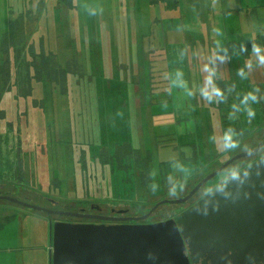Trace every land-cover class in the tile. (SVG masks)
I'll use <instances>...</instances> for the list:
<instances>
[{
  "label": "rangeland",
  "instance_id": "rangeland-1",
  "mask_svg": "<svg viewBox=\"0 0 264 264\" xmlns=\"http://www.w3.org/2000/svg\"><path fill=\"white\" fill-rule=\"evenodd\" d=\"M251 1L178 0L168 9L157 0H0V196L140 217L251 149L264 135V101L253 94L264 90V9ZM37 64L46 83H35ZM234 84L252 102L240 124L236 95L223 97ZM181 208L163 205L148 222ZM50 222L0 200V264L44 253Z\"/></svg>",
  "mask_w": 264,
  "mask_h": 264
},
{
  "label": "water",
  "instance_id": "water-1",
  "mask_svg": "<svg viewBox=\"0 0 264 264\" xmlns=\"http://www.w3.org/2000/svg\"><path fill=\"white\" fill-rule=\"evenodd\" d=\"M236 155L202 181L184 198L157 203L139 218L118 219L83 212L49 210L10 196L0 200L42 212L48 216L92 219L111 224L50 223V264H197L208 254L213 264H261L264 255V159L235 174L175 218L151 224L138 222L164 204H182L198 188L232 162L256 153ZM149 253L156 259L149 260Z\"/></svg>",
  "mask_w": 264,
  "mask_h": 264
},
{
  "label": "flooded vegetation",
  "instance_id": "flooded-vegetation-1",
  "mask_svg": "<svg viewBox=\"0 0 264 264\" xmlns=\"http://www.w3.org/2000/svg\"><path fill=\"white\" fill-rule=\"evenodd\" d=\"M229 54V53H228ZM232 54V53H231ZM234 55H236V54H234ZM241 55L243 56V57H247V55L244 53V54H242L241 53ZM261 55H262V53H261ZM250 84V83H249ZM264 85V84H263ZM251 86H253V85H251L250 84V88H251ZM232 88H233V86L231 87V89H229L228 90V92L227 93H225V94H223L224 96L223 97H226L227 98V100L228 99H231V96H232V94H235L234 93V91L232 90ZM246 89V88H245ZM248 91H249V88L247 89ZM258 90V91H257ZM253 92V91H252ZM207 93V92H206ZM258 93V94H257ZM253 94L256 96V97H260V98H262V100L264 101V90L262 89V86L261 87H258L257 89H256V93H254L253 92ZM236 95V97L234 98V100H232V102H233V106H234V103L235 102H237L238 104H239V107H238V109H239V111H238V113H241L242 111H241V106H242V102L244 101V99H242V97H241V93H240V95H238L237 93L235 94ZM237 98V99H236ZM242 107H244V106H242ZM261 113H263V110H262V112ZM261 115V114H260ZM234 119H237L236 118V116L234 117ZM233 119V117L232 116H230L229 118H228V120L231 122L232 120H234ZM263 142V144H262V146H261V148L256 152V153H254V154H252V155H250V156H247V157H243V158H240V159H238V160H236V161H234V162H232L231 164H229L225 169H223L219 174H217L216 176H214L212 179H210L208 182H206V183H204L203 185H201L199 188H198V190L193 194V196L189 199V200H187L185 203H182V204H176V205H182V208L181 209H179L178 211H176L175 212V214H173V216L172 217H169V218H166V219H162V220H159V221H155V222H148V219L151 217V215L153 214V212L151 213V215L147 218V219H145V220H143V221H138V222H129V221H123V222H117L116 224H151V223H156V222H161V221H165V220H168V219H173V218H175V216H177L178 214H180L181 212H183V211H185L187 208H189L190 206H192L193 204H195L197 201H199L201 198H203V197H205L206 195H208V194H210L211 192H213L217 187H219L220 185H222L224 182H226L227 180H229V179H231L235 174H237V173H239L242 169H244L245 167H247V166H249L250 164H252V163H254V162H256V161H259L260 159H264V135L262 136V137H260V139L258 140V142L251 148V149H249L247 152H249V151H252V150H254V149H256L261 143ZM246 153V152H245ZM246 159H250V161L249 162H247L244 166H242L240 169H237V170H235L232 174L231 173H229V175L228 176H225V174H224V172H225V170L226 169H228L230 166H232L234 163H236V162H239L240 160H246ZM228 160H229V158H228ZM227 160V161H228ZM215 171V170H214ZM213 171V172H214ZM212 172V173H213ZM224 175V176H223ZM218 178V182L216 183V184H212V186H211V184L210 185H208L209 183H212L214 180H216ZM202 181V180H201ZM200 181V182H201ZM199 182V183H200ZM207 186H210L207 190H206V187ZM193 189V188H192ZM192 189L190 190V191H188L185 195H183L180 199H182V198H184V197H186L191 191H192ZM164 205H167L168 206V204H164ZM172 205H175V204H172ZM161 206H163V205H161ZM161 206H158L157 207V209H159V207H161ZM156 211V210H155ZM83 213H85V214H89V215H97V216H106V217H113V218H118V219H127V218H139V216L138 217H134V216H132L131 214H129V212H128V209H124V210H122V209H118V208H116V209H114V208H112L111 209V211H110V213L111 214H108V215H106V214H103V209L102 208H100L99 206H97V205H91L90 206V209L88 208L87 210H85V211H83ZM145 214H147V212L145 213ZM144 214V215H145ZM144 215H142V216H144ZM142 216H140V217H142ZM55 218H58V217H61V218H63V217H65V219L66 220H64V221H60V222H69V223H94V224H111L110 222H99L98 220H92V219H73V218H71V217H66V216H54ZM53 217V218H54ZM68 219V220H67ZM53 222H57V221H53ZM260 262H261V264H264V255H263V257L261 258V260H260ZM197 264H213L212 263V261H211V258H210V256L208 255V254H206L205 255V257L204 258H202ZM218 264H228L227 263V260L225 259V258H222V259H220V263H218ZM250 264H255V262H252V263H250Z\"/></svg>",
  "mask_w": 264,
  "mask_h": 264
},
{
  "label": "trees",
  "instance_id": "trees-1",
  "mask_svg": "<svg viewBox=\"0 0 264 264\" xmlns=\"http://www.w3.org/2000/svg\"><path fill=\"white\" fill-rule=\"evenodd\" d=\"M157 1H159L160 3H162V4H164L168 9H175L176 7H177V5H178V0H157ZM23 27V26H22ZM22 27H19V25H17V33L20 31V29L19 28H22ZM261 45V48H260V51H262V49H264L262 46H263V44H260ZM252 46H253V43L252 42H249L247 45H246V49L244 50V52H247L248 54H249V52H248V50L250 51V50H252ZM12 47H14V48H16L17 49V47H18V44H17V42L15 43V46H12ZM13 48V49H14ZM15 49V50H16ZM7 53H8V51H7ZM235 53H237L238 54V52H235ZM242 53V52H241ZM240 53V54H241ZM10 55L11 54H9L8 53V56L10 57ZM238 56V55H237ZM15 58H16V56H13V58L12 59H10V58H8V64H11L13 61H17V60H15ZM17 65V64H16ZM34 66V68H35V76H39V75H41L42 76V80H41V82L40 81H38V82H35V83H37V84H40V83H46V82H44V76L42 75L43 73V71L42 70H40V66H41V64H37L36 65V67H35V65H33ZM39 66V67H38ZM149 66H151V65H149ZM36 68H39V69H36ZM244 71V69L243 70H241L240 72L241 73H244L243 72ZM150 72V71H149ZM163 71H161V73H162ZM92 82V80H87V81H84V84H81V85H83L84 87H86V86H89L90 85V83ZM143 84V83H142ZM32 85V83L30 82L29 83V86H31ZM46 86V85H45ZM234 86H235V84L233 85V88H234ZM164 87L165 86H163L162 87V89H161V85L159 86V90H163L164 91ZM247 88L249 87V86H246ZM246 91H247V93H246V95H245V98H243L244 99V101H243V103H242V106H247V105H251L250 103H252L251 101H249V99H248V96H249V91L246 89ZM146 93H148L147 94V96H148V98H150L151 99V97H150V95H149V91H147V89H146ZM161 93V92H160ZM148 98H146L145 97V92H144V87L143 86H141L140 87V92H139V100H140V104H142V105H144V106H146V105H148L146 102V100L148 99ZM250 98V97H249ZM237 99V98H236ZM219 101H223V100H221V99H219ZM246 102H247V104H246ZM248 102H250V103H248ZM236 103V104H235ZM234 103V106L235 107H239V104L237 103V102H235ZM241 106V111H242V108H244V107H242ZM246 112H247V110H246ZM248 113V112H247ZM257 113H258V115H259V117H260V114H259V112L257 111ZM262 114V113H261ZM233 116H236V118L237 119H235V122L236 123H239V122H241L242 120H245L244 118H241V116H244L245 118H247V117H249V115L247 116V115H245L244 113H243V111L241 112V113H236L235 115H233ZM225 117V116H224ZM224 117H222V118H224ZM248 120H245V122H247ZM240 124V123H239ZM236 131H238V130H236ZM15 148V150H17L16 149V147H14ZM125 153V152H124ZM126 154H130V153H126ZM51 217H54V216H50V218ZM52 219V218H51Z\"/></svg>",
  "mask_w": 264,
  "mask_h": 264
},
{
  "label": "crops",
  "instance_id": "crops-1",
  "mask_svg": "<svg viewBox=\"0 0 264 264\" xmlns=\"http://www.w3.org/2000/svg\"><path fill=\"white\" fill-rule=\"evenodd\" d=\"M257 7L264 9V0H252L250 2V8L251 9H255ZM139 102H140V100H139ZM135 183H137V182H135ZM50 220L52 221L50 223H54L51 218H50ZM45 229H46V235H45L46 241H44L43 244L46 245V251L44 253L43 252L39 253V255L37 257H35V259H32V262H29L30 264H34V263H38V262H40L41 264H50L49 251L51 248V241H50L51 240L50 239L51 234H50V229L48 228L47 223H46ZM42 251H44V248L42 249Z\"/></svg>",
  "mask_w": 264,
  "mask_h": 264
},
{
  "label": "clouds",
  "instance_id": "clouds-1",
  "mask_svg": "<svg viewBox=\"0 0 264 264\" xmlns=\"http://www.w3.org/2000/svg\"><path fill=\"white\" fill-rule=\"evenodd\" d=\"M148 259L154 261V260L156 259V257L154 256V254L149 253V255H148Z\"/></svg>",
  "mask_w": 264,
  "mask_h": 264
}]
</instances>
